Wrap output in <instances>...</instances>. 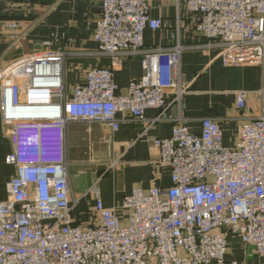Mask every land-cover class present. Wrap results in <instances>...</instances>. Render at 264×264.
Masks as SVG:
<instances>
[{
    "label": "built area",
    "instance_id": "built-area-1",
    "mask_svg": "<svg viewBox=\"0 0 264 264\" xmlns=\"http://www.w3.org/2000/svg\"><path fill=\"white\" fill-rule=\"evenodd\" d=\"M182 6L197 18L191 31L206 41L200 47L218 49L223 66L260 68L257 111L248 110L230 147L217 118L201 119L198 134L179 118L169 137L152 141L153 165L168 171L170 185L134 187L118 206L105 208L98 178L80 222L67 126L82 124L90 133L103 125L114 133L129 117L142 123L144 135L163 120L169 96L180 109L186 93L180 58L187 48L178 34L166 48L146 49L144 32L165 27L150 4L101 0L93 40L107 66L88 68L68 89L66 53L49 42L0 70V114L12 147L5 163L14 169L0 201V264H237L225 261V231L264 262V0H183ZM129 56L141 58L142 75L121 93L113 75ZM249 96L234 93L237 111L247 109ZM148 109L160 114L148 120ZM104 144L110 158V137ZM117 164L108 162L107 171Z\"/></svg>",
    "mask_w": 264,
    "mask_h": 264
},
{
    "label": "crops",
    "instance_id": "crops-1",
    "mask_svg": "<svg viewBox=\"0 0 264 264\" xmlns=\"http://www.w3.org/2000/svg\"><path fill=\"white\" fill-rule=\"evenodd\" d=\"M146 1L152 8L151 16L161 17L165 27L157 32L145 31L144 48H166L172 44L169 37L178 34L179 42L187 48L180 58L186 93L180 109L172 103L173 96L170 95L167 99L169 107L162 114L163 120L150 127L144 135H141L142 123L129 117L114 133L103 125H94L90 133L82 124L67 126L66 157L72 163V193L78 201L73 212L80 222L93 205L92 196L87 191L98 178L97 188L105 208L118 206L134 187L148 190L154 185L160 189L170 185L168 171L153 165L157 153L152 141L169 137L179 118L185 120L188 130L195 134L200 132L201 119L217 118L220 120L223 145L230 147L248 110L257 111V92L261 86L259 67H225L218 57V49L200 47L206 41L193 35L191 30L197 18L184 10L183 0H180V6L175 2ZM100 7L101 0H0V70L9 62L32 50L43 49L46 43L51 42V49L66 53L64 80L67 88L71 89L88 68L108 65V59L98 54L93 40ZM10 23H16L17 27L10 29ZM13 35L17 39L15 42ZM140 59L139 56H129L114 72L113 80L118 92L123 93L131 80L140 79ZM237 91L250 93L244 111H237L234 107V93ZM159 114L158 110L148 109L145 118L151 120ZM106 136L110 137V158L104 144ZM11 149L0 114V201L5 199L6 183L14 176L13 167L5 163ZM110 161L118 164L107 171ZM225 232V261L264 264L252 248L244 247L237 237Z\"/></svg>",
    "mask_w": 264,
    "mask_h": 264
}]
</instances>
